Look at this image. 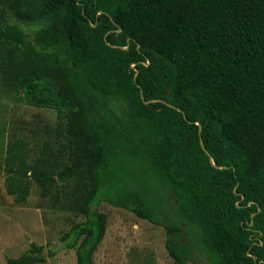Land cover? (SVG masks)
I'll list each match as a JSON object with an SVG mask.
<instances>
[{
  "label": "trees",
  "instance_id": "16d2710c",
  "mask_svg": "<svg viewBox=\"0 0 264 264\" xmlns=\"http://www.w3.org/2000/svg\"><path fill=\"white\" fill-rule=\"evenodd\" d=\"M0 33L1 80L67 109V162L30 164L22 140L5 162L77 184L85 221L60 238L77 264H94L105 202L164 229L173 264H264V0H0Z\"/></svg>",
  "mask_w": 264,
  "mask_h": 264
},
{
  "label": "rangeland",
  "instance_id": "374dc122",
  "mask_svg": "<svg viewBox=\"0 0 264 264\" xmlns=\"http://www.w3.org/2000/svg\"><path fill=\"white\" fill-rule=\"evenodd\" d=\"M19 26L31 34L33 26L25 23ZM4 41L0 33V54ZM66 113L62 105L32 104L23 91L6 85L0 75V264L18 258L31 244L44 246L46 252L53 253L46 255L41 264H77L75 251L64 248L60 242L73 225L85 221L84 214L74 206L80 199L77 184L72 179L60 181L55 176L41 186L29 173L23 174L5 162L8 145L17 140L24 142L30 164L42 151L51 163L67 162ZM10 177L28 186L29 195L24 202L16 203L8 194ZM97 209L107 216V222L105 236L93 254L94 264H173L164 246V229L106 202ZM189 264L209 262L195 250Z\"/></svg>",
  "mask_w": 264,
  "mask_h": 264
},
{
  "label": "water",
  "instance_id": "95a60500",
  "mask_svg": "<svg viewBox=\"0 0 264 264\" xmlns=\"http://www.w3.org/2000/svg\"><path fill=\"white\" fill-rule=\"evenodd\" d=\"M141 95H142V94H141ZM141 97H142V96H141ZM146 103H148V102H146ZM172 108L176 109L177 111H180L179 109H177V108H175V107H172ZM200 144L202 145L201 140H200ZM207 155H208V157H209V161H210V163L213 165L210 155H209L208 153H207ZM213 166H214V165H213ZM219 169H221V168H219Z\"/></svg>",
  "mask_w": 264,
  "mask_h": 264
}]
</instances>
